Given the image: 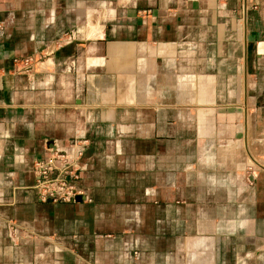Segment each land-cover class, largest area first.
<instances>
[{"label": "crops", "instance_id": "0c3cea01", "mask_svg": "<svg viewBox=\"0 0 264 264\" xmlns=\"http://www.w3.org/2000/svg\"><path fill=\"white\" fill-rule=\"evenodd\" d=\"M0 25V264H264V0H0ZM73 139L86 199L40 201Z\"/></svg>", "mask_w": 264, "mask_h": 264}, {"label": "built area", "instance_id": "2783aa9c", "mask_svg": "<svg viewBox=\"0 0 264 264\" xmlns=\"http://www.w3.org/2000/svg\"><path fill=\"white\" fill-rule=\"evenodd\" d=\"M3 30V26L0 25V36ZM14 61L17 72H29L41 60L26 58ZM88 146L89 141L86 139H73L67 151L48 148L49 154L46 158L34 160L35 182L32 188L40 201L70 203L78 202L81 198L86 199L85 192L78 185V181L82 169L80 160ZM12 225L14 226V223Z\"/></svg>", "mask_w": 264, "mask_h": 264}, {"label": "rangeland", "instance_id": "374dc122", "mask_svg": "<svg viewBox=\"0 0 264 264\" xmlns=\"http://www.w3.org/2000/svg\"><path fill=\"white\" fill-rule=\"evenodd\" d=\"M243 146V153L241 159L243 160L242 167H237L238 169H235L234 167L230 166V169L233 168V175L236 179V183L234 184V187H249L251 184L252 176L254 172L260 167L261 164V157L256 152V147L254 142L248 141L247 146L245 147V144ZM211 157H215V160L218 158V153L211 152L209 154ZM221 155V154H220ZM212 165V164H210ZM224 169H222L223 171ZM222 197L224 196V192H222ZM227 197L229 196V193L226 194ZM231 197L235 198V195L231 192Z\"/></svg>", "mask_w": 264, "mask_h": 264}]
</instances>
